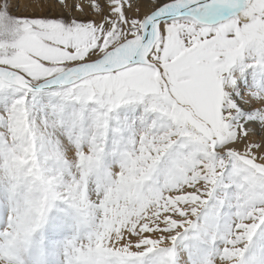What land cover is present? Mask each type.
Here are the masks:
<instances>
[{"label": "snow or ice", "instance_id": "obj_1", "mask_svg": "<svg viewBox=\"0 0 264 264\" xmlns=\"http://www.w3.org/2000/svg\"><path fill=\"white\" fill-rule=\"evenodd\" d=\"M0 264H264V0H0Z\"/></svg>", "mask_w": 264, "mask_h": 264}, {"label": "rangeland", "instance_id": "obj_2", "mask_svg": "<svg viewBox=\"0 0 264 264\" xmlns=\"http://www.w3.org/2000/svg\"><path fill=\"white\" fill-rule=\"evenodd\" d=\"M67 2L69 4H72V3H84V4H86L87 0H67ZM21 4H23V0H21ZM31 13H32V9L31 8L24 9L23 7H21V9L16 12V14H21V15L31 14ZM75 14L79 15V13H75Z\"/></svg>", "mask_w": 264, "mask_h": 264}]
</instances>
